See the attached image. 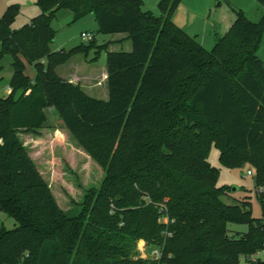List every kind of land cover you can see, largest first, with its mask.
I'll use <instances>...</instances> for the list:
<instances>
[{"label": "trees", "instance_id": "1", "mask_svg": "<svg viewBox=\"0 0 264 264\" xmlns=\"http://www.w3.org/2000/svg\"><path fill=\"white\" fill-rule=\"evenodd\" d=\"M180 2L160 0L157 17L142 0H36L40 14L19 29L18 5L0 17V61L10 57L12 67L10 93L0 96V211L17 224L0 229V264H264L252 259L264 251V14L253 23L236 11L207 51L174 24ZM60 11L72 23L92 15L99 34L127 35L129 52L109 51L107 42L96 52L106 54L107 102L57 75L97 45L93 36L53 52ZM46 108L105 173L75 217L57 204L20 137L40 135ZM211 145L225 168H254L261 218L247 198L218 186ZM142 239L158 245L159 261L135 258Z\"/></svg>", "mask_w": 264, "mask_h": 264}, {"label": "rangeland", "instance_id": "2", "mask_svg": "<svg viewBox=\"0 0 264 264\" xmlns=\"http://www.w3.org/2000/svg\"><path fill=\"white\" fill-rule=\"evenodd\" d=\"M159 1L142 0V10L148 11L154 16H160ZM11 5H18L20 8V12L14 18L15 20L12 24L13 29L23 27L32 18L40 14V8L36 0H0V17ZM236 11L245 13L247 20L253 23L259 22L264 14L261 4L256 0H181L174 11L173 22L179 29L184 30L189 36L193 37L205 50L209 51L214 47L215 42L229 31L230 26L236 19ZM72 21L73 17L68 12H58L56 19L51 24L56 33L52 48H63L66 51L72 50L75 46L89 44V42L82 40V33L95 36L97 45L91 50L88 57L83 54H77L74 58L72 57L74 60L73 64L77 65V67L82 63V60L88 62V58L96 56L98 54L96 52L101 50L100 48L105 42L108 43L106 44L107 48H109V45L120 47L115 49L117 50L115 52L128 51L126 49L130 43L127 40V35L121 33L120 36H113L97 33V24L92 15L74 21V23ZM111 37L113 39L110 41ZM259 43L260 48L257 56L262 59L264 64V31L260 35ZM105 57L106 54L102 51L95 59V63H97L96 65L99 68L105 67ZM69 60L63 65L69 64ZM10 64V57H4L0 61V96H6L10 93L8 92L12 76ZM68 64L65 68L66 70L71 66L69 65L68 67ZM25 65V75L28 78H33L35 75L33 65ZM97 79H99V82L96 88L99 89L98 95L101 97L102 81L99 74ZM44 114L46 119L43 128L40 130V135L30 133L21 134L20 137L29 149L30 156L37 163L44 180L52 190L57 204H59L63 212L65 211L67 216L75 217L82 210L80 202L83 201L85 196H90L100 188L99 185L105 173L102 172L97 163L83 154L66 131L57 111L53 108H46ZM208 153L209 164L214 168H219L218 186L229 188V194L235 198H247L251 203V214L253 217L261 218L263 213L256 198L254 168L248 165H244L241 168H225L220 164V153L214 145L210 146ZM101 163L105 167L102 159ZM249 170L253 173V176H247ZM2 227L11 230L17 227V224L0 211V229ZM228 229L233 232L248 231L247 226L244 224H230ZM157 247L156 243L147 242L144 239L138 240L136 241L133 254L135 258L142 260H155L151 257V252ZM157 249L160 251L159 248ZM252 257V259L264 261V251L257 252ZM241 261L244 263L243 259Z\"/></svg>", "mask_w": 264, "mask_h": 264}, {"label": "crops", "instance_id": "3", "mask_svg": "<svg viewBox=\"0 0 264 264\" xmlns=\"http://www.w3.org/2000/svg\"><path fill=\"white\" fill-rule=\"evenodd\" d=\"M117 35L120 36L121 34H116L113 36H117ZM112 39H113V37H111L109 40L111 41ZM117 47L109 45L108 50L115 52V51H117L115 49L120 48V47H118V48ZM51 49L53 52L66 51L63 48L58 49L57 47L53 49L52 45H51ZM126 50H128L127 52H129L131 50L130 44H128ZM68 51H70V50H68ZM73 58H71L69 60V64L67 63L68 67H69V65H71L70 68H68V70L65 69L67 67V64L66 65H60L56 69L57 75L59 77L65 79V80L69 81L73 85H79L81 90L84 92V94L89 96L90 98L93 97L95 99L107 102V100L109 98V94L107 91L106 63H105L104 68L103 67L99 68L96 65L97 63H95L96 58L94 56L90 59L88 58V60L91 61L90 64H88L89 61L85 62L82 60V63H80L79 67H77V65L73 64V62H74ZM98 74L101 77V81H102L101 92H100L102 95L101 97L98 95L99 89L96 88L97 84L99 82V79H97Z\"/></svg>", "mask_w": 264, "mask_h": 264}, {"label": "built area", "instance_id": "4", "mask_svg": "<svg viewBox=\"0 0 264 264\" xmlns=\"http://www.w3.org/2000/svg\"><path fill=\"white\" fill-rule=\"evenodd\" d=\"M81 38L83 41H87L90 42V40H92L93 36L87 33H82ZM8 92H10V89L8 88ZM247 176H253V173L249 170V172L247 173ZM262 192L261 188H257L256 189V194H259ZM151 257L154 258L155 260H158L160 257V251L158 249H153L151 252Z\"/></svg>", "mask_w": 264, "mask_h": 264}, {"label": "water", "instance_id": "5", "mask_svg": "<svg viewBox=\"0 0 264 264\" xmlns=\"http://www.w3.org/2000/svg\"><path fill=\"white\" fill-rule=\"evenodd\" d=\"M234 191V190H233Z\"/></svg>", "mask_w": 264, "mask_h": 264}]
</instances>
